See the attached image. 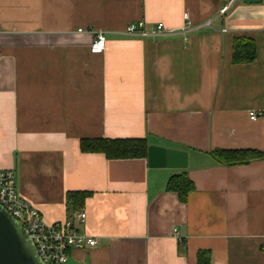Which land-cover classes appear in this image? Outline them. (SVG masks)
Here are the masks:
<instances>
[{"label": "crops", "instance_id": "1", "mask_svg": "<svg viewBox=\"0 0 264 264\" xmlns=\"http://www.w3.org/2000/svg\"><path fill=\"white\" fill-rule=\"evenodd\" d=\"M184 13L211 26L123 33L138 20L179 28ZM97 32L105 49L92 53ZM235 37L254 41L251 62H232ZM82 138L161 150L152 164L108 159ZM214 149L264 152V0H0V169L16 170L45 222L72 218L97 239L67 264H197L200 250L210 264H264V158L226 166ZM181 172L185 201L164 189ZM68 191L90 195L73 209Z\"/></svg>", "mask_w": 264, "mask_h": 264}, {"label": "built area", "instance_id": "2", "mask_svg": "<svg viewBox=\"0 0 264 264\" xmlns=\"http://www.w3.org/2000/svg\"><path fill=\"white\" fill-rule=\"evenodd\" d=\"M183 18L185 23L179 28L167 27L162 22L149 25L143 20L132 21L127 24L123 33L127 36L141 38L170 37L182 34L186 39L185 34L189 31V27L194 29L211 26L210 20L193 26L187 13L183 14ZM78 31H82V29H78ZM105 43V35L97 32L90 46V51L92 53L103 52ZM256 117V112H249L250 119ZM0 206L17 221L23 232L32 241L43 264H67V251L70 248L84 245L94 247L98 244L95 237L80 233L72 218L53 223L45 222L39 211L19 194L17 173L14 168L0 169ZM85 216V212L80 211L77 214V220L82 222ZM172 232L181 243L182 238L177 229L174 228Z\"/></svg>", "mask_w": 264, "mask_h": 264}, {"label": "trees", "instance_id": "3", "mask_svg": "<svg viewBox=\"0 0 264 264\" xmlns=\"http://www.w3.org/2000/svg\"><path fill=\"white\" fill-rule=\"evenodd\" d=\"M255 57L254 41L248 37H235L232 43L231 60L235 64L251 62ZM81 152L102 153L108 159H138L147 155L148 144L144 138H82ZM212 158L221 165H239L264 158V152L254 149H214ZM166 191L175 192L180 201H185L194 185L185 172L172 175L165 183ZM89 192L68 191L66 200L73 209H81ZM197 264H210V253L200 250L196 255Z\"/></svg>", "mask_w": 264, "mask_h": 264}, {"label": "water", "instance_id": "4", "mask_svg": "<svg viewBox=\"0 0 264 264\" xmlns=\"http://www.w3.org/2000/svg\"><path fill=\"white\" fill-rule=\"evenodd\" d=\"M261 0H245V3H259ZM161 149L148 146L149 164L159 157ZM158 151V152H157ZM0 264H43L35 246L11 215L0 206Z\"/></svg>", "mask_w": 264, "mask_h": 264}]
</instances>
